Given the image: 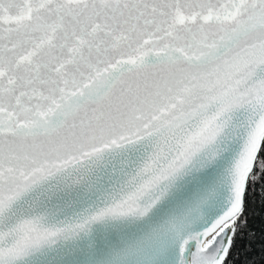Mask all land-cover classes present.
I'll list each match as a JSON object with an SVG mask.
<instances>
[{
    "label": "snow or ice",
    "instance_id": "1",
    "mask_svg": "<svg viewBox=\"0 0 264 264\" xmlns=\"http://www.w3.org/2000/svg\"><path fill=\"white\" fill-rule=\"evenodd\" d=\"M264 181V0H0V264H229Z\"/></svg>",
    "mask_w": 264,
    "mask_h": 264
},
{
    "label": "trees",
    "instance_id": "2",
    "mask_svg": "<svg viewBox=\"0 0 264 264\" xmlns=\"http://www.w3.org/2000/svg\"><path fill=\"white\" fill-rule=\"evenodd\" d=\"M244 219L228 258L229 264H264V181L249 185Z\"/></svg>",
    "mask_w": 264,
    "mask_h": 264
}]
</instances>
